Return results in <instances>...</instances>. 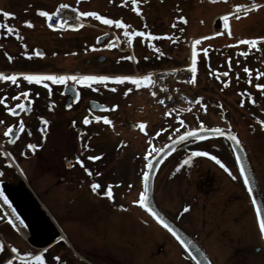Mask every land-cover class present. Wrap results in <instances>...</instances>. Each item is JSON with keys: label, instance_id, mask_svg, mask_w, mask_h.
Instances as JSON below:
<instances>
[{"label": "flooded vegetation", "instance_id": "obj_1", "mask_svg": "<svg viewBox=\"0 0 264 264\" xmlns=\"http://www.w3.org/2000/svg\"><path fill=\"white\" fill-rule=\"evenodd\" d=\"M202 1L201 3L209 4L206 7L208 9H210V6L211 8L214 6V8L221 7L220 9H223L214 15L210 33V36H218L222 41L216 48L211 46L209 56L212 63L214 58L217 57L219 67H224V69L215 70L220 79L211 77L209 82L211 84L216 82L220 85L224 98L215 100L214 94L213 100L217 101V103L213 102L219 107L218 113L222 119L221 126L228 128L230 124L231 131L238 135V139L246 150L264 198V129L259 124V120H264V95L254 87L255 83H264V77L259 79L256 77L257 71L264 72V42H259L255 48L249 49V46L245 44L236 45L235 42L238 38L234 35L236 34L235 28H240V26L234 27V25H239L243 13H237L233 6L235 4H245L251 8V0ZM79 2L85 3L86 0H79ZM255 2L261 4L262 7L258 10L249 11L250 14L255 16L253 21L248 23L250 27L258 26L260 16L264 14V0H255ZM107 4H110L112 9L108 16L109 18L122 19L137 30L142 29L143 25L147 24L148 31L161 36V39L152 40V43L160 50L166 46H179L182 43H189L194 38L185 40L183 34L181 35L180 33L181 24L185 25V22L178 20L177 17L184 16L186 21L189 19H187L188 16H191L192 20L194 17L198 19V10L194 6L199 4V0H147L146 3L141 0L138 6L142 9V16L137 15L133 11L131 0H123V2L122 0H108ZM90 11L99 12L93 7L90 8ZM229 11L234 12L235 15L229 20L230 29L226 30L223 28L221 17ZM237 15H239V19L236 18ZM98 23L104 25L100 21ZM173 23L176 25L175 28L172 27ZM105 26L111 31H115L119 37L123 36L122 29H117L115 26ZM229 30L232 33L231 36L227 34ZM43 32L48 38L57 36L58 40L65 42L74 40L73 38L79 40L87 34L90 36V31L88 30L82 36L80 32L83 31L80 29L55 34L46 27ZM217 32L221 33V35H213V33ZM100 34H95L92 37L91 41H93L95 49L105 52L111 51L102 46V43L105 44L107 39H103L102 43H96V38ZM7 37L11 41L15 40L13 35ZM8 38L4 40H9ZM142 39L146 38H134L131 48L135 46V49H131L132 55L134 56L138 47H143L137 54L139 59L145 60L144 57L147 56L149 59L145 61L149 62L153 58L159 57V53L154 54V49L143 43ZM38 48L44 52L39 45H35L33 50ZM241 52H247L248 54L246 56L241 55ZM83 54L91 57L94 54V50L90 47L83 48ZM99 55H97L96 60ZM84 60L88 64L90 58H84ZM237 60H239V64H237ZM229 63L231 64V69H229ZM245 66L252 70V84L247 83L249 77L243 71ZM15 71L17 70H0V72L9 75ZM32 71L54 73L53 71H39L36 69ZM224 72H229V75L227 77L223 76ZM63 73L119 75L118 73L102 70L80 71L76 69L58 72L57 74ZM237 73H239V78ZM222 80H228V84L225 85ZM25 84L27 83L25 82ZM25 84H22L20 91L31 87L30 96H34L36 92H39L40 95L34 99L31 112L18 110L20 115L14 117L7 112L6 106H14L15 103L19 102L11 100V97L16 95V86L10 82L1 81L0 97L5 99L6 104H0V121H4V123L0 124V173H2L0 175V192L5 191L7 185L6 174L16 173L15 168L10 163V159L23 160L27 164H32L35 171H37L36 167L39 166L37 175L44 172L49 174L50 180L46 182V187L42 186L39 188L40 185L37 183L36 187L40 191L46 190L48 194L46 220L50 238L41 247L28 248V250L40 252L48 244V249L51 248V251L47 253V264H193L184 254L177 241L139 205L132 203L136 199L132 198L130 188L126 185L122 191H120L121 189L119 190V187L123 184L119 183L117 179L118 156L114 145L118 143L120 137L118 108L115 111L95 109L93 112V115H107L113 121L112 125H107L103 121H92L89 125L82 124L83 117L89 115L90 100L110 107L113 103H107H110L109 101L116 93H112L103 87H101L100 92L83 88L81 89V99L78 102H72L68 95L63 93L64 86H54L53 94L49 97L47 90L43 86ZM109 86L115 85L110 83ZM210 89L213 93L216 91L214 86H211ZM244 90L252 94L251 98L241 96L240 93ZM222 92L219 91L220 94ZM242 99L245 101L243 106L240 103ZM49 101L53 102L52 109L48 107ZM67 102L73 103L71 109L66 107ZM143 107L149 109L152 106ZM154 108L157 107L154 106ZM136 113H139V118H134V115V120L131 121L134 123L146 122L142 119L144 117L143 113L138 110ZM163 113L160 110L156 112L153 121H165L166 118L170 119L173 117H165ZM140 114L143 115L142 118H140ZM41 116L50 121L46 134L40 131L43 128L39 119ZM179 116L183 119L182 117L185 115L181 116L179 114ZM20 120L25 122V132L19 133V135L10 134V137L6 138L4 133L7 128L12 126L14 132L17 131ZM73 120L77 122L75 127L71 123ZM172 121V124H179V121L174 119V117ZM125 124L128 130L136 131L146 137L138 128L131 129L126 119ZM28 131H31V136L27 135ZM78 132L82 133V135L78 136ZM43 135H46L47 138L43 139ZM28 143L39 145V147L35 150L28 149L26 147ZM45 144L47 147L46 151L42 150ZM83 144H88L89 148L83 149ZM207 144H210V146ZM192 150L208 151L210 156H197L193 158L191 165L182 164V160ZM5 152H10L11 157H5L2 154ZM101 153L103 155L97 161L86 159L90 155H99ZM76 155H81L87 167L94 171H100L103 176L101 178L88 177L79 165L73 168L67 167L68 163H74ZM211 155H216L228 171H225V168L213 161L210 158ZM198 159L211 163L228 181L223 185L224 190L214 192L217 197L213 205L214 209L211 211L214 219L207 221L213 227H208L207 231L213 232L217 230L220 236L227 239L226 244H224L228 251L226 264H264V241L259 235L252 206L240 180L236 164L221 140L208 139L186 145L170 155L161 164L154 182L156 200L159 206L162 207L156 190L158 179L162 180V184L164 183L163 187L165 185L164 188L168 186L167 189H171L173 187L172 184L175 187L177 185L180 187L184 185L190 186L193 191L191 200L194 205H197L199 197H208L207 195L214 189L211 183L213 177H209L207 174L209 172L208 168L198 167ZM177 165H180L179 170H177ZM229 172L231 175H229ZM191 175H194L192 179L195 182H184L190 180ZM233 176L236 178L233 179ZM94 178L100 179L104 184L108 182L114 184V200H109L91 192L89 185ZM120 205H124L125 208L121 209ZM184 208L185 206H182L176 215H168L200 243L212 263L216 264L208 247L199 238L198 232L192 231L181 220L182 215L185 214ZM162 209L164 210L163 207ZM201 209L203 211L206 210L205 203L203 208L201 206ZM1 216L2 211H0V219ZM60 221L78 224L77 247L74 246L64 232L60 231L58 225ZM40 228L43 227L41 226ZM4 249L0 251V264L15 255L11 253V249L7 247ZM57 256L60 257L59 261L54 259ZM16 260L19 259L17 258Z\"/></svg>", "mask_w": 264, "mask_h": 264}, {"label": "rangeland", "instance_id": "obj_2", "mask_svg": "<svg viewBox=\"0 0 264 264\" xmlns=\"http://www.w3.org/2000/svg\"><path fill=\"white\" fill-rule=\"evenodd\" d=\"M107 2L108 0H86L85 3H78L77 0H0V9L15 13V16L11 18L3 17L2 14H0V22H7L16 26V28L19 30V35L23 37L22 40H18L16 35H13L15 40L11 41L8 37L7 38L9 40H4L7 39L6 36H0V70L32 71L36 69L39 71L46 70L58 73L63 71H73L76 69L80 71L102 70L112 73L125 74L133 70H136L140 73L148 70L149 68L161 69L174 65H182L186 63L188 57L191 59L192 41L202 37L199 35L211 31V24L213 22L214 15L223 10L220 9L221 7L214 8V6H212V8L210 6V9H208L206 7H208L209 4L201 3L203 1L199 0V4L194 6L195 9L198 10V19H195L194 17L192 20L191 16H188L187 19H189L187 20V23H185V25L181 24L180 28L183 29V32L180 31V33L181 35L183 34L185 40L192 37L194 38L186 44L182 43L179 46L163 47L161 51L164 53V55L153 58L149 62L141 60L137 57L138 52L142 50L143 47L137 48L138 50L135 51V59L133 60L121 59V57H127L129 54L127 52H119L117 50L105 52L96 49L94 50L93 56L90 57L89 55H84L83 48L93 45V41L91 40L92 37L98 33L97 30L89 27H82L80 29L83 31L80 32L82 33L81 35L83 36L88 30L90 31V36L87 34L83 38L79 37V40L73 38L74 40L65 42L58 40L57 36L48 38L43 32V29L46 28L44 18L40 17L37 13V9L51 11L56 7V5L60 3H66L76 9L78 8L81 11H90V8L93 7L96 8L100 14L102 13L103 15L109 16L112 9L111 5L107 4ZM210 11L212 12L209 13ZM254 17L255 16L250 13H248L247 16L242 15L239 25H234V27L240 26V28H235L236 34H234L239 40L264 36V14L260 16V20H258V26L254 25L250 27L248 23L253 21ZM25 19L31 20L34 27L29 28L24 25L22 22ZM83 20L89 24L99 25L98 21L94 18H83ZM49 30L55 34L63 33L58 30ZM203 37L208 38L202 40L196 46L198 56L197 82L195 84L186 85L185 87L188 91L196 96V100L197 98H202L201 103H196L193 110L182 117L188 126L197 125L196 122L199 121H203L206 125H216L222 122V119L218 113L219 107L218 105L216 106L214 102L217 103L215 100H221L224 98L223 92L218 83L213 82L211 84L209 82L211 77L216 79L215 76L209 75L211 71L215 69H224V67H219V64L217 63V57L214 58L212 63L210 62L212 60L209 56L211 46L216 48L219 44H221L222 40L218 36L212 35H203ZM120 39H123V36H120ZM23 45H27L28 49L31 50H33L35 45L41 46L45 52L44 57L41 58L33 56L31 59L27 58L25 55H23L25 52ZM132 48L134 50L135 46H132ZM203 49H209L207 56L204 55V52L202 51ZM6 53L7 55H11L13 57L12 61L8 60ZM99 54H103L104 56V59L101 62L96 60V57ZM88 57L90 58V61L87 64L84 58ZM21 83L25 84L22 79ZM211 86L216 88L214 93L210 89ZM125 87L133 86L127 82L124 86H118V92H116L114 97L111 98L109 101L110 103L107 104L117 103L119 105L118 130L120 137L118 143L114 144L115 151H117L118 156L117 179L119 183L123 184L121 187H119V190L121 189L120 191H122L126 185L128 188H130L129 185L131 184L132 187L130 190L132 191V198L138 199V194L142 187L141 169L145 164L143 153L148 150L149 136H155V132L161 127L167 128L168 125L171 124L173 128H179L180 124L176 125L171 123L173 122L172 118L174 115L170 119L166 118L165 121H153L156 112L159 110L162 112V110L159 108V110L154 108L155 105L153 103L151 104L149 100L144 98V96L135 95L133 93L134 91L125 97L123 95ZM219 91L222 92V94H220ZM213 96L215 100H213ZM148 105H151L152 107L149 109L143 107ZM202 105L207 106V112L204 111V107ZM137 110L144 114V117L140 114V118L143 117L142 119H144L149 124L147 126L148 135H145L146 137L140 135L136 131L128 130L125 124V119L128 121L134 120V115V118H139V113H136ZM172 134L173 132L171 130L168 133H162L160 137H156L153 140V144L158 146L159 143L164 141ZM121 141H124L125 143L122 145ZM207 145L210 146V144ZM42 150H47L46 144L43 146ZM10 163L15 168L17 173H7L5 177L7 185L5 187V191H3V194L10 202V206L6 205V207H10L12 211L15 210L13 212L18 216L21 215L20 219L23 221V224H25V228L27 229L29 237L24 239L22 235L16 231L13 223L1 216L0 221L2 222H0V245L3 246V250H5L4 248H6V246L10 248L15 246L22 253L23 251L28 250V248L35 249V247H41L43 244H46L50 238L47 231L46 212L41 208L39 202L24 184L26 182L28 187L33 191L34 195L40 200L42 205L47 210V191H40L39 188L42 186L46 187V182L50 180V178L47 172L37 175L39 168L38 165V167H36L37 171H35L33 170L32 164H27L23 160L20 161L10 159ZM30 167L32 168L30 169ZM198 167L208 168L209 172L207 174L209 177H213V181L211 183L214 189H212L213 192L211 191V193L207 195L208 197H199L197 205H194V202L192 203L191 193L193 191L190 189V186L184 185L180 187L176 184L177 186L175 187V185L172 184L173 187L171 189H167L168 186L164 188L165 185L163 187L164 183L162 184V180L160 179H158L159 181L157 183V196L161 200L164 210L171 215H176L177 212L181 210L182 206H188L189 210L182 215L181 220L192 231L195 233L198 232L197 234L199 238L204 241L208 247L216 264H226L228 251L224 244H226L227 239L220 236V234L217 233V230H214L213 232L207 231L208 227L210 228V225H212L207 223V221L214 219L213 214L211 213V211L214 209L213 205L217 199L215 195L216 193L214 192L218 190H224L225 188L223 185L228 181L225 179L224 175H222V173L216 169L215 166H213L211 163H208L207 161L199 160ZM192 177H194V175H191L190 180H186L184 182L194 183L195 180H193ZM36 183L40 185V187L38 186L39 188L36 187ZM204 203L206 209L205 211L201 209V206L202 208L204 207ZM136 213L141 214L142 212ZM58 225L60 227V231L62 233L64 232L68 239L74 244V246L77 247L78 224L60 221ZM41 226L43 228H40ZM45 248L48 249V244L44 246L43 249ZM49 251H51V248L48 249V252ZM14 264H21V261L15 260Z\"/></svg>", "mask_w": 264, "mask_h": 264}, {"label": "snow or ice", "instance_id": "obj_3", "mask_svg": "<svg viewBox=\"0 0 264 264\" xmlns=\"http://www.w3.org/2000/svg\"><path fill=\"white\" fill-rule=\"evenodd\" d=\"M79 3V0H77ZM123 2V0H122ZM141 2V0H131L132 9L137 15L142 16V9L138 6V4ZM143 2H147V0H143ZM70 6L66 3H62L56 7L55 10H42L37 9V13L40 17L44 18V21L49 29L52 30H63V29H80L83 27L80 23H70L67 20L64 19H56L58 14L60 13V9H68ZM234 9L237 13H243L244 16H247L249 11L251 10H258L262 7L261 4L256 3L255 0H251V8H249L245 4H235ZM77 12L78 18H94L97 21L102 22L104 25L109 26H115L117 29L123 30V37L124 40L131 46L134 42V38H146L142 39L143 43H146L148 47L154 49V54L159 53L160 56H163L164 53L155 46V44L152 43L153 39H161V36L155 35L152 32L147 30V24L143 25V28L140 30L134 29L131 27V25L125 23L122 19H112L109 18L106 15H102L97 11H81L78 8L75 10ZM179 11V9H177ZM0 14H2L3 17H14L15 13L12 11H7L4 9H0ZM235 15L234 12L229 11L226 14H224L221 17V20L223 21V28L224 29H230L229 20L231 17ZM237 19H239V15L236 16ZM178 20L184 21L187 23L184 16H178ZM24 25H26L29 28L34 27L33 23L29 19H25L22 22ZM173 28L176 27L175 23L172 25ZM181 32H183V29H180ZM229 36L232 35L231 31L229 30L227 33ZM10 35H16L18 40H22L23 37L19 35V30L16 28V26L9 24L7 22H0V36H10ZM103 36H107L108 33H102ZM213 35H221V33H213ZM208 37H200L197 40L192 41V51H191V62L187 65L188 70H190L191 73V79L187 80L186 83L189 84H195L197 82V64H198V56H197V45L204 39H207ZM98 41H100V37L98 36L96 38ZM114 40H119L120 37H114ZM259 42H264V36H257L254 38H248L243 40H236V45L245 44L249 46V49L255 48ZM102 43V42H101ZM103 48L112 49L116 47L117 45L113 43L112 41H109L106 44L102 43ZM25 48V52L23 55H25L27 58L31 59L33 56L36 57H43L44 52L41 50H31L28 49L27 45H23ZM90 48L92 50L95 49V45H90ZM204 55L207 56V53L209 49H203ZM241 55H247V52H241ZM7 55V53H6ZM7 58L9 61L13 60V57L11 55H7ZM121 59L126 60H133L135 59L134 56H127V57H121ZM145 60H148L149 57L145 56ZM231 59V58H229ZM237 64H239V60H237ZM229 69H231V64L229 63ZM177 70L174 69L173 72H176ZM243 71L248 75L249 79L247 80L248 84H252V70L245 66ZM211 76H215L216 79H220V76L216 74L215 70L211 71L209 73ZM229 75V72H224L223 76L227 77ZM237 77L239 78V73H237ZM257 79L264 77V72H256ZM22 81L26 82L28 85H41L47 90V94L49 97L53 94V87L54 86H66L68 90V98L73 99L74 102H78L81 99L82 91L81 89L87 88L91 89L94 92H100L101 87L104 89H107L108 91L112 93L118 92V86H124L127 83H130L132 86H134L135 89L139 90L141 88L149 89L151 97L156 98L157 103L160 105L165 104V99L171 101L173 99L172 96H166L165 99H160L158 96V92L155 90H151L156 84L157 80L154 79V74L152 72H148L146 74H139V75H133V74H123V75H109V74H81V73H63V74H57V73H49V72H38V71H15L13 73L5 74L4 72H0V81L3 82H10L12 85L16 86V95L11 97L12 101H19L18 103H15L14 106H6V110L8 113H10L12 116L16 117L20 115L21 110L23 112H31L32 111V104L34 103V99L38 98L40 93L36 92L34 96H30V93L32 92V88L29 87L23 91H20L19 89L22 87L21 84ZM162 79V78H161ZM110 83L115 86H109ZM223 83L225 85L228 84V80H224ZM254 87L257 90L261 91V94L264 95V83H255ZM133 87H125V90L123 92V95L126 97L134 90ZM161 92L166 93L167 89H161ZM241 96H247L251 98V93L247 92V90H244L240 93ZM202 98H197L195 101L196 103H201ZM254 102V101H253ZM241 106L245 103V101L241 100ZM0 104H6V101L3 97H0ZM204 107V111L207 112V106L202 105ZM48 107L50 109L53 108V102L49 101ZM67 108L71 109L73 107V103H69L66 105ZM100 108L104 111H115L119 105L116 103L111 104L110 107L106 105H94L92 108H89V115H85L82 119L83 125H89L92 121H103L107 125H112L113 121L107 116V115H93V112L95 108ZM189 111V109H186L184 107L177 109H172L169 111H165L163 114L165 117L173 116L175 113L174 118L179 121L180 127L179 128H173L171 124L168 125L167 128L161 127L158 131L155 132V136H149L148 138V150H146L143 153V158L145 161V164L143 168L141 169V181H142V190L139 192L138 196L139 198L136 200H133V204L139 205L146 209L165 229H167L169 232L172 233V235L184 246V248H190L191 244L185 240H183L167 223V221L164 219V217L156 211L152 206L149 204V178L154 175V173L151 171L153 167H156L158 165L154 164V161L161 159L163 156H167L169 154V149H175L177 145H179L181 142L184 141H205L207 140L208 136H227V138L236 146L241 145V141L238 139V135L231 131V125H228V129H223L219 126L210 127L207 126L203 121L199 122V125L197 127H191L186 125L185 121L180 118L179 113ZM43 128L40 129L42 133H47L48 126L50 124V121L46 119L45 117L41 116L39 117ZM4 123V121H0V124ZM72 125L75 127L77 122L73 120ZM259 124L262 129H264V120H259ZM134 127L138 128L139 131L145 135H148L147 133V122H140L134 125ZM26 130V125L23 120L19 121L18 124V130L14 132L13 127L9 126L7 130L4 133V136L6 138L10 137V134L12 135H19V133H23ZM172 131L174 133L173 136L169 137L170 142L167 144H164L162 146H155L153 144V140L156 137H160L162 133H168L169 131ZM31 131L27 132V135L31 136ZM205 134H208L206 136ZM82 135V133L78 132V136ZM43 139H46V135L42 136ZM125 142L121 141V144L123 145ZM28 149L35 150L39 145L28 143L26 145ZM83 149H88V144L82 145ZM5 157H11L10 152L2 153ZM103 154L99 155H90L86 159L89 161H97L101 159V156ZM197 156H204L209 157L210 153L208 151L204 150H192L190 154L185 156V158L182 160V164L184 165H191L193 158ZM213 161H215L218 165H220L222 168H225V166L221 163L220 159L217 158L216 155H211L210 157ZM236 163L240 165L239 173L243 177V184L246 188V191L251 199V205L253 207V212L255 216V221L257 225V229L259 232V235L262 239H264V202L258 201L255 196H253V188L251 186V181L249 180L248 176L246 175L245 169L243 167V164L241 162V159L239 156L236 157ZM76 165H79L80 168L83 169V172L88 177H96L101 178L103 176V173L100 171H94L93 169H90L85 165V160L81 158V155H76L74 157V163H68L67 167L73 168ZM180 165H177V170H179ZM225 171H228L227 168H225ZM2 175V173H0ZM229 175L231 173L229 172ZM233 179L236 177L233 176ZM118 186V185H115ZM129 187L131 188L132 185L130 184ZM89 188L92 193L105 197L109 200H114V184L112 182H108L107 184H104L101 182L100 179H92V182L89 185ZM0 199L3 200V203L5 205L10 206V202L8 201V198L4 196L3 192H0ZM121 209H124V205H120ZM189 210L188 206H185L184 211L187 212ZM15 211V210H13ZM10 215V214H9ZM16 220L19 221L20 224H23V221L20 220L19 216L16 217ZM146 222V221H145ZM15 227V225H13ZM63 239V238H61ZM0 251H3V246L0 245ZM48 252V249L45 248L41 250L40 252H32L30 250H25L22 253L20 250H18L15 246L11 248V253L15 254L13 257L8 258L4 260L3 264H14L15 260L18 258L21 261V264H47L46 254ZM192 260H196L195 255H191ZM56 261L60 260V257L54 258ZM197 264H200L199 261H197ZM209 264L211 262L209 261Z\"/></svg>", "mask_w": 264, "mask_h": 264}, {"label": "water", "instance_id": "obj_4", "mask_svg": "<svg viewBox=\"0 0 264 264\" xmlns=\"http://www.w3.org/2000/svg\"><path fill=\"white\" fill-rule=\"evenodd\" d=\"M100 41L96 40L97 43L101 42L105 37L107 36H103V35H100ZM40 48H38L37 50H39ZM103 59V56H99L98 57V61H101ZM63 93L68 95V90L66 88V86H64V90H63ZM72 102H74V98L71 99ZM70 102H67V104H69ZM89 104L91 106V108L94 106V105H101L99 103H97L96 101H93V100H90L89 101ZM95 109H100V108H95ZM130 124V127L131 128H134V123L132 122H129ZM210 127H215V126H210ZM221 127V126H219ZM223 129H226L227 128H224V127H221ZM206 136H208V134H205ZM173 136V135H172ZM171 137V136H169ZM169 137L167 139H165L163 142H161L158 146H162L164 144H167L170 142L169 140ZM208 139H218V140H221L225 146L227 147V149L229 150L233 160H234V163L236 164V167H237V170H238V174H239V177H240V180L243 184V177L240 175L239 173V168H240V165H238L236 163V157L239 156L240 159H241V162L243 164V167L245 169V172H246V175L248 176L249 180L251 181V186L253 188V196H255V198L258 200V201H261V202H264V199H263V196H262V193L259 189V186H258V183H257V180H256V177H255V174H254V171H253V168H252V165H251V161L248 157V154L246 152V150L244 149L243 145L241 144L240 146H236L234 145L228 138L227 136H208L207 140ZM197 141H184V142H181L179 145H177L175 147V149H169V154L167 156H163L161 159H158L156 161H154V164L158 165L156 167H153L152 168V172L154 173L153 176H151L149 178V204L150 206H152L156 211H158L163 217L164 219L167 221V223L170 225V227L185 241L189 242L191 244V247L190 248H184V246L172 235L171 232H169L167 229H165L163 227V225H161L146 209H144L143 207H141L144 211H146L161 227H163L176 241L177 243L180 245V247L182 248L184 254L192 261L193 264H197V261L200 262V264H209V261L211 262V260L209 259L207 253L205 252V250L203 249V247L200 245V243L186 230L184 229L182 226H180L177 222H175L172 218H170L158 205L157 201H156V198H155V192H154V181H155V176L158 172V169L159 167L161 166V164L170 156L172 155L174 152H176L177 150H179L180 148L186 146V145H189V144H192V143H196ZM244 186V184H243ZM245 188V186H244ZM246 190V188H245ZM247 193V191H246ZM247 196L250 200V203H251V199L247 193ZM253 208V207H252ZM264 241V239H263ZM191 253V255H195L196 256V260H192L191 259V256L189 255ZM212 264V262H211Z\"/></svg>", "mask_w": 264, "mask_h": 264}, {"label": "built area", "instance_id": "obj_5", "mask_svg": "<svg viewBox=\"0 0 264 264\" xmlns=\"http://www.w3.org/2000/svg\"><path fill=\"white\" fill-rule=\"evenodd\" d=\"M61 18L67 20L70 23L78 22L76 11L70 8L60 9V13L56 17V19ZM174 69H176L177 71L173 72ZM152 73L154 74V79L157 80V84L151 90L157 91L160 99H165L166 96L173 97L171 101L165 99L164 105H160L158 103L162 108L184 107L186 109H190L194 105L193 96L183 90L179 85L182 83H186L187 80L191 79V73L190 70H188L187 65L153 71ZM161 89H167V92H161ZM137 94H144L151 97L149 89H147L146 91H137Z\"/></svg>", "mask_w": 264, "mask_h": 264}, {"label": "bare ground", "instance_id": "obj_6", "mask_svg": "<svg viewBox=\"0 0 264 264\" xmlns=\"http://www.w3.org/2000/svg\"><path fill=\"white\" fill-rule=\"evenodd\" d=\"M2 205L3 202H2ZM4 209H6V215L9 219L13 220V221H16V216L14 215L13 211L11 209H8L6 206H4ZM10 214V215H9ZM21 235L24 239H27L29 237L27 231L25 232L24 230H21Z\"/></svg>", "mask_w": 264, "mask_h": 264}]
</instances>
